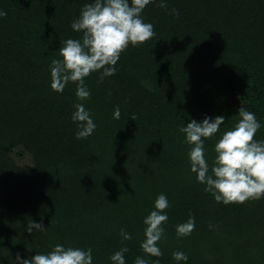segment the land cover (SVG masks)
<instances>
[{
  "label": "trees",
  "instance_id": "trees-1",
  "mask_svg": "<svg viewBox=\"0 0 264 264\" xmlns=\"http://www.w3.org/2000/svg\"><path fill=\"white\" fill-rule=\"evenodd\" d=\"M0 264H264V0H0Z\"/></svg>",
  "mask_w": 264,
  "mask_h": 264
},
{
  "label": "rangeland",
  "instance_id": "rangeland-1",
  "mask_svg": "<svg viewBox=\"0 0 264 264\" xmlns=\"http://www.w3.org/2000/svg\"><path fill=\"white\" fill-rule=\"evenodd\" d=\"M239 102L238 101V97L236 95H231L226 104L227 105H233L235 103ZM17 162L21 165H23L24 167H30L32 165V159H31V155L28 153H25L22 157H16Z\"/></svg>",
  "mask_w": 264,
  "mask_h": 264
}]
</instances>
